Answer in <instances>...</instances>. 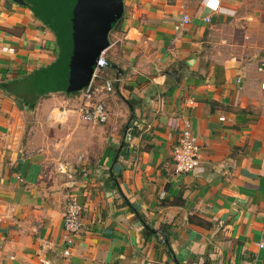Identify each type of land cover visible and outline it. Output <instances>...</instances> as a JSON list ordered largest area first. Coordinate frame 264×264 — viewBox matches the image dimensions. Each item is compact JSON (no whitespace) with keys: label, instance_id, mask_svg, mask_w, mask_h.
Here are the masks:
<instances>
[{"label":"crops","instance_id":"crops-1","mask_svg":"<svg viewBox=\"0 0 264 264\" xmlns=\"http://www.w3.org/2000/svg\"><path fill=\"white\" fill-rule=\"evenodd\" d=\"M206 1L123 0L96 71L120 82L92 126L58 83V31L0 0V264L264 263V0ZM187 119L201 164L176 173Z\"/></svg>","mask_w":264,"mask_h":264},{"label":"water","instance_id":"water-1","mask_svg":"<svg viewBox=\"0 0 264 264\" xmlns=\"http://www.w3.org/2000/svg\"><path fill=\"white\" fill-rule=\"evenodd\" d=\"M13 1L32 4L37 14L58 31L59 85L73 93L87 87L96 71L107 64L102 54L109 45V32L123 15V0Z\"/></svg>","mask_w":264,"mask_h":264},{"label":"built area","instance_id":"built-area-1","mask_svg":"<svg viewBox=\"0 0 264 264\" xmlns=\"http://www.w3.org/2000/svg\"><path fill=\"white\" fill-rule=\"evenodd\" d=\"M206 6L208 8L218 10L219 2L218 0H207ZM205 21L210 23L211 18L206 17ZM191 22V18L188 15H183V17L178 20L175 24V30L179 33L186 25ZM2 52L15 53L14 48L3 47ZM98 71V70H97ZM98 74L95 73L90 84L85 87L81 92L80 96L83 99L82 105L78 108L82 120L89 123L92 126H100L109 121V112L106 103L101 100L104 94H107L114 90V85L120 82V79H107L98 80ZM261 89L264 92V82L261 84ZM190 105L194 107L195 101L188 100ZM225 120V117L221 118ZM201 145L199 143L198 137L194 134L192 130V124L190 120H184L183 127L180 131L178 140L173 147V162L176 173H190L197 169L201 164ZM82 211L83 205L76 194H70L66 200L63 211V222L64 229L68 233V243L73 242V237L79 235L83 229L82 224ZM163 239V238H161ZM262 247V245H260ZM70 249L67 248L64 251L65 256H69ZM42 264H54L53 261L49 259H41ZM144 264H164L162 262L148 260ZM246 264H264L258 259H253L247 261Z\"/></svg>","mask_w":264,"mask_h":264},{"label":"trees","instance_id":"trees-1","mask_svg":"<svg viewBox=\"0 0 264 264\" xmlns=\"http://www.w3.org/2000/svg\"><path fill=\"white\" fill-rule=\"evenodd\" d=\"M97 79H98V80H102V78L100 77V75H98Z\"/></svg>","mask_w":264,"mask_h":264}]
</instances>
